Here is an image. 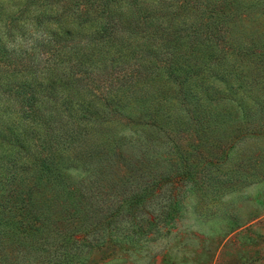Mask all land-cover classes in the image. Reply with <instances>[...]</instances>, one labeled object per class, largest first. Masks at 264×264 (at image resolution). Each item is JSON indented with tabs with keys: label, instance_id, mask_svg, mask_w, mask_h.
<instances>
[{
	"label": "trees",
	"instance_id": "trees-1",
	"mask_svg": "<svg viewBox=\"0 0 264 264\" xmlns=\"http://www.w3.org/2000/svg\"><path fill=\"white\" fill-rule=\"evenodd\" d=\"M3 61L0 264H84L170 167L264 137V0H0Z\"/></svg>",
	"mask_w": 264,
	"mask_h": 264
},
{
	"label": "rangeland",
	"instance_id": "rangeland-1",
	"mask_svg": "<svg viewBox=\"0 0 264 264\" xmlns=\"http://www.w3.org/2000/svg\"><path fill=\"white\" fill-rule=\"evenodd\" d=\"M8 99L16 108L11 95ZM104 129L110 136L119 130L110 123ZM234 148L222 165L170 167L171 175L195 179L168 180L143 191L149 194L140 197V210L133 207V227L120 234L132 238L105 239L100 249L85 254L84 264H264V137L236 138ZM244 155L249 157L239 160Z\"/></svg>",
	"mask_w": 264,
	"mask_h": 264
}]
</instances>
